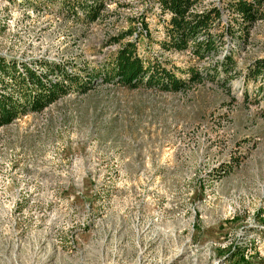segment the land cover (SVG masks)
Segmentation results:
<instances>
[{"label": "rangeland", "instance_id": "obj_1", "mask_svg": "<svg viewBox=\"0 0 264 264\" xmlns=\"http://www.w3.org/2000/svg\"><path fill=\"white\" fill-rule=\"evenodd\" d=\"M93 1L0 0V57L76 77L42 111L0 126V264H264V71L249 78L264 19L243 47L228 34L199 59L164 47L170 15L157 0H101L89 21L82 4ZM231 1L195 9L218 6L235 23ZM131 25L121 43L134 40L183 90L105 79L121 46L109 37Z\"/></svg>", "mask_w": 264, "mask_h": 264}, {"label": "trees", "instance_id": "obj_2", "mask_svg": "<svg viewBox=\"0 0 264 264\" xmlns=\"http://www.w3.org/2000/svg\"><path fill=\"white\" fill-rule=\"evenodd\" d=\"M163 13L169 14L166 26L167 38L164 47L184 51L190 49L199 59L217 54L226 35L238 38L243 47L250 39L252 26L264 19V0H232L230 7L238 14L236 22L223 24L222 11L218 6L196 10L200 0H157ZM83 14L89 21L102 16L104 4L101 0L85 2ZM146 28V25L144 24ZM214 27L219 32H214ZM237 29V30H236ZM147 32V30H145ZM133 26L109 37V44H119L122 39L132 36ZM47 70L39 74L36 70L13 60L0 57V126L29 113L40 112L47 105L65 95L67 85L73 84L76 77L59 70V66L44 63ZM235 68L234 53L225 55L218 67L222 79ZM249 78L257 79L264 71V58L256 59L249 65ZM190 80H202L203 75L195 68H189ZM62 75L61 79L51 80L49 74ZM225 73V74H224ZM224 74V75H222ZM105 79H116L129 88L150 87L164 91L183 90L188 83L185 79L169 71L156 61L144 62L137 54L134 40L121 43L113 56L112 68L104 75ZM59 77V76H58ZM9 80V82H6Z\"/></svg>", "mask_w": 264, "mask_h": 264}, {"label": "built area", "instance_id": "obj_3", "mask_svg": "<svg viewBox=\"0 0 264 264\" xmlns=\"http://www.w3.org/2000/svg\"><path fill=\"white\" fill-rule=\"evenodd\" d=\"M160 6V5H159Z\"/></svg>", "mask_w": 264, "mask_h": 264}]
</instances>
